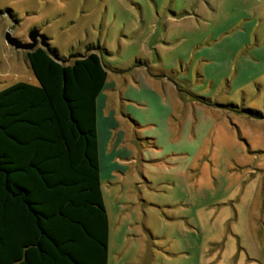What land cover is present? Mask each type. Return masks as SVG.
<instances>
[{
    "label": "rangeland",
    "instance_id": "obj_1",
    "mask_svg": "<svg viewBox=\"0 0 264 264\" xmlns=\"http://www.w3.org/2000/svg\"><path fill=\"white\" fill-rule=\"evenodd\" d=\"M31 30L96 48L131 123L134 170L102 181L108 264H264V0H0V90L38 84L4 38Z\"/></svg>",
    "mask_w": 264,
    "mask_h": 264
},
{
    "label": "trees",
    "instance_id": "obj_2",
    "mask_svg": "<svg viewBox=\"0 0 264 264\" xmlns=\"http://www.w3.org/2000/svg\"><path fill=\"white\" fill-rule=\"evenodd\" d=\"M48 49L58 60L26 52L37 85L0 90V264H108L96 129L108 70L93 46L67 63Z\"/></svg>",
    "mask_w": 264,
    "mask_h": 264
},
{
    "label": "crops",
    "instance_id": "obj_3",
    "mask_svg": "<svg viewBox=\"0 0 264 264\" xmlns=\"http://www.w3.org/2000/svg\"><path fill=\"white\" fill-rule=\"evenodd\" d=\"M107 81L96 102L97 147L101 187L103 180L111 187L124 184L127 174L131 172L132 168L134 170L135 160L137 159L135 155L136 145L134 146L132 141L133 133L128 128L131 123L126 124L122 120L124 118L116 112L118 108L116 97L111 94L112 97L110 98L109 94V96L103 94L104 91L108 90ZM103 170L105 179L102 177Z\"/></svg>",
    "mask_w": 264,
    "mask_h": 264
},
{
    "label": "water",
    "instance_id": "obj_4",
    "mask_svg": "<svg viewBox=\"0 0 264 264\" xmlns=\"http://www.w3.org/2000/svg\"><path fill=\"white\" fill-rule=\"evenodd\" d=\"M5 41L14 49L16 50H23V51H32L35 49L39 43V45L44 48L51 57H53L55 60L57 59V56L54 52L49 51L48 49V42L46 38L43 35H39L38 30H31L28 33V42H22L21 40L15 38L12 36L9 32L5 34ZM39 38V39H38ZM39 41V42H38ZM78 56L76 54H71L67 58L62 59L61 63H67L70 59H75Z\"/></svg>",
    "mask_w": 264,
    "mask_h": 264
},
{
    "label": "flooded vegetation",
    "instance_id": "obj_5",
    "mask_svg": "<svg viewBox=\"0 0 264 264\" xmlns=\"http://www.w3.org/2000/svg\"><path fill=\"white\" fill-rule=\"evenodd\" d=\"M22 42H28V39H25V40H21ZM37 48V47H36Z\"/></svg>",
    "mask_w": 264,
    "mask_h": 264
}]
</instances>
